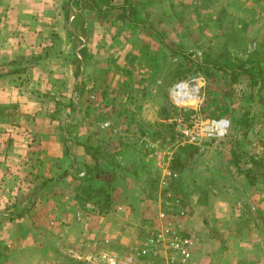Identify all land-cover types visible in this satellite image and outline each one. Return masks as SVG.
I'll list each match as a JSON object with an SVG mask.
<instances>
[{
    "label": "rangeland",
    "instance_id": "374dc122",
    "mask_svg": "<svg viewBox=\"0 0 264 264\" xmlns=\"http://www.w3.org/2000/svg\"><path fill=\"white\" fill-rule=\"evenodd\" d=\"M63 1L74 8L63 10L62 29L46 25L39 53L15 61L23 72L16 75L13 96L33 101L32 112L22 110L19 98L2 97L3 122L17 127L24 163L40 161L34 155L44 131L55 133L50 146L64 149L69 182L62 210L48 226L64 224L76 233H64L66 245L54 240L43 247L55 244L64 254L74 252L72 259L101 264L103 255L122 256L154 236L161 209L190 233L189 264H264V201L252 199L254 184L240 170L245 158L258 161L240 153L238 144L245 129L264 128V80L256 73L257 61L264 63V0H127L151 37L146 54L134 61L133 28L119 19L123 10L98 12L80 0ZM102 16L118 24L96 26L95 17ZM178 84L185 85L181 100L173 96ZM191 89L197 101L188 97ZM146 106L155 112L151 122L141 117ZM193 119H225L228 133L190 143L185 130ZM145 134L161 145L169 139L171 175L141 147ZM79 187H89L92 200H79ZM166 194L180 200L183 218L164 204ZM34 204L27 200L24 206ZM104 239L109 242L102 244ZM140 260L162 264L161 258Z\"/></svg>",
    "mask_w": 264,
    "mask_h": 264
},
{
    "label": "crops",
    "instance_id": "0c3cea01",
    "mask_svg": "<svg viewBox=\"0 0 264 264\" xmlns=\"http://www.w3.org/2000/svg\"><path fill=\"white\" fill-rule=\"evenodd\" d=\"M98 1L102 3L101 6H98ZM63 2V0H0V73L2 74L0 75V254L4 249H9L0 256V264H85L80 260L72 259L74 252L71 255L65 251L64 254V251L58 249L55 244L53 249L43 247L45 241L51 243L54 240L58 246L59 243L66 245L64 233H76V229L64 224L48 226L49 219H55L62 210L59 205L65 196L63 187L69 182V176L64 173L68 170L64 163V149L57 145L50 146L51 142L54 143L52 139L55 135L54 131L50 133L44 131L43 145L34 155V158L40 161L24 163L26 149L17 140V127L10 125L8 128L6 125L9 124L3 122V111L6 108L3 98L12 99L11 101L14 102H18L19 98L18 105L22 110L26 113L32 112L33 101L13 96L12 89L16 86L14 82L18 79L16 75L23 72V69L15 67L17 65L15 61L21 56L39 53L37 45L40 42V35L42 36L41 32H45L46 25L58 24L57 29H62L63 10L67 9L71 12L70 9L74 8L72 3L68 5ZM80 2L90 10L93 8L97 11L93 6L95 4L102 12L109 7L122 11L120 7L124 0H109L108 3L106 0H80ZM124 13L119 19L132 25L130 57L134 61L139 55L146 54V51L142 52V50L147 44L146 41H151V37L145 35V24H142V21L141 23L137 19V23H131L125 18ZM94 21L96 26L101 25L104 29L118 24L114 18L103 16L95 17ZM152 33L153 37H157L165 44L164 38L161 39L158 37L159 34ZM58 36L63 39V35ZM147 108L146 106L142 109L141 117L151 122L156 118L155 112ZM259 124L264 125V122L261 121ZM238 139L240 153L258 161V163H249V159L245 158L243 161L246 163H241V174L254 184L252 199L258 202L264 201V128L245 129ZM27 200L35 203L31 209L24 206ZM193 223L197 224L195 221ZM85 229L87 228L82 229L83 233L86 232ZM97 230L100 231V227ZM75 237L71 240H75ZM74 240L71 241L72 249L75 245ZM69 252H71L70 247Z\"/></svg>",
    "mask_w": 264,
    "mask_h": 264
},
{
    "label": "built area",
    "instance_id": "2783aa9c",
    "mask_svg": "<svg viewBox=\"0 0 264 264\" xmlns=\"http://www.w3.org/2000/svg\"><path fill=\"white\" fill-rule=\"evenodd\" d=\"M183 86L182 90H178L176 93L177 99L181 100L184 98V84H178L175 86ZM174 88L173 92H176ZM191 99H198L196 89H191V95L187 94ZM194 101V102H196ZM103 126L108 127L109 123H104ZM229 129V123L225 119L219 120H207L199 121L198 119H193L190 123V127L186 128L185 135L189 137V142L194 144H201L202 142H212L223 139ZM169 139L161 145L158 141L152 140L148 134H145L140 139V145L146 151L151 153L156 160V166L162 173L169 172V162L171 160L172 151L168 147ZM161 147H164L161 149ZM172 176H175L172 175ZM161 185H165L163 179L161 180ZM164 204L166 206H173L176 208L178 217L183 218L185 216L186 209L181 207L179 199H173L170 194H166ZM87 206H90L88 204ZM170 210L164 212L161 209L158 211L159 224L156 227V234L152 237L143 240L138 247L130 246L128 251L119 256L115 253H110L109 256H102L101 264H140V259H145L150 261L152 259L161 258L162 264H189L190 258V245L193 241L188 235L190 233L185 232L184 222L182 220H169ZM108 239H104L102 244H107ZM167 250L170 251V255H167Z\"/></svg>",
    "mask_w": 264,
    "mask_h": 264
},
{
    "label": "trees",
    "instance_id": "16d2710c",
    "mask_svg": "<svg viewBox=\"0 0 264 264\" xmlns=\"http://www.w3.org/2000/svg\"><path fill=\"white\" fill-rule=\"evenodd\" d=\"M108 1L109 0H106L107 3H108ZM93 6L97 11H99V12L101 11V9H99L95 4H93ZM120 8L125 12V18L126 19L128 18V20L131 23H133V22L137 23V10L133 6H131V4H129L127 0H124V2ZM172 53L174 55H182V52H178V51H174V50ZM218 67L222 68L221 66H218ZM229 69L230 68H227V69L225 67L223 68V70H225L227 72ZM230 71L234 72L233 69H230ZM256 73H257L258 78H262V80H264V63H262L261 60L257 61ZM233 158L236 159L237 156H234ZM89 190H90L89 187H79V189H77L79 196H81L79 200L83 199L84 203L88 202V200H92V195L89 192Z\"/></svg>",
    "mask_w": 264,
    "mask_h": 264
},
{
    "label": "bare ground",
    "instance_id": "6f19581e",
    "mask_svg": "<svg viewBox=\"0 0 264 264\" xmlns=\"http://www.w3.org/2000/svg\"><path fill=\"white\" fill-rule=\"evenodd\" d=\"M182 85L181 86H178L177 88H175L176 89V92H173V96H178L176 93H178V90L180 91V90H182ZM190 95H191V93H190Z\"/></svg>",
    "mask_w": 264,
    "mask_h": 264
}]
</instances>
